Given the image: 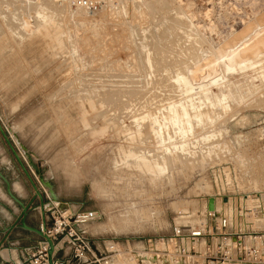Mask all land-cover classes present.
I'll list each match as a JSON object with an SVG mask.
<instances>
[{
	"label": "rangeland",
	"instance_id": "rangeland-1",
	"mask_svg": "<svg viewBox=\"0 0 264 264\" xmlns=\"http://www.w3.org/2000/svg\"><path fill=\"white\" fill-rule=\"evenodd\" d=\"M93 1L0 0V124L46 224L26 153L66 211L97 213L82 226L92 264H172L147 240L202 224L210 197L264 231V0ZM0 171L25 203L34 189L1 133ZM0 203L2 227L21 210L1 179Z\"/></svg>",
	"mask_w": 264,
	"mask_h": 264
},
{
	"label": "built area",
	"instance_id": "built-area-1",
	"mask_svg": "<svg viewBox=\"0 0 264 264\" xmlns=\"http://www.w3.org/2000/svg\"><path fill=\"white\" fill-rule=\"evenodd\" d=\"M85 11H93V0H72ZM51 225L40 223L39 228L53 242L51 261L48 243L42 237L35 246L23 248L21 259L15 264H67L57 256L65 244L76 264H92L99 259L82 226L96 218L92 210L73 212L50 207ZM49 220L48 216H46ZM205 221L199 226L175 228L169 236L147 240V256L164 258L172 264H264V231L249 230L234 225L230 216L206 210ZM209 221V222H208ZM157 244L161 248H157ZM1 264H7L3 261Z\"/></svg>",
	"mask_w": 264,
	"mask_h": 264
},
{
	"label": "water",
	"instance_id": "water-1",
	"mask_svg": "<svg viewBox=\"0 0 264 264\" xmlns=\"http://www.w3.org/2000/svg\"><path fill=\"white\" fill-rule=\"evenodd\" d=\"M0 133L2 135V137L4 138L6 144L8 145V147L10 148L11 152L13 153L16 161L18 162L19 166L21 167L22 171L24 172V174L26 175V177L28 178V180L30 181L34 191H35V196H37L39 198V208H40V213L42 215V220H41V223L42 225H44V201L42 199V196L39 192V190L37 189L36 187V184L34 183V181L32 180V178L30 177L29 175V172L24 164V162L20 159L18 153L16 152V149L14 148L13 144H12V141L10 140V138H8V136L6 135V133L4 132L1 124H0ZM26 156H27V162H28V165L34 170V172L38 175V180L39 182L44 185L47 190H48V194H49V198L51 199V201H56L58 200L57 199V196L56 194L54 193L53 189H52V185L49 181H46L43 179V177L41 176L40 174V169L38 168V166L32 161V159L30 158V156L26 153ZM0 179L4 182L5 184V191H6V194L9 196L10 199H12L14 202H16V204H18V206L20 207V214L19 216L17 217L16 221L7 226V227H4L3 231L5 233L4 235V238L7 237V234L10 232V230L14 227V226H18V227H21L23 229H26V230H29V231H32L34 233H36L37 235H39L40 237L44 238L46 240V242L48 243V257H49V260L51 261V256H52V253H53V242L52 240L47 236L45 235L42 230L39 228V227H33V226H30L26 223V216L28 214V211L31 210V208L35 207V205L33 204L34 202V198L27 202V203H24L21 199H19L13 192H12V189H11V183L8 181V179L1 173L0 171ZM51 207V206H49ZM59 210H63L62 208H60L59 206H56ZM214 209V204H213V198L210 197L208 199V203H207V210H213Z\"/></svg>",
	"mask_w": 264,
	"mask_h": 264
},
{
	"label": "crops",
	"instance_id": "crops-1",
	"mask_svg": "<svg viewBox=\"0 0 264 264\" xmlns=\"http://www.w3.org/2000/svg\"><path fill=\"white\" fill-rule=\"evenodd\" d=\"M35 197L34 191L25 199V203L31 201ZM35 200L38 201L37 198ZM35 204H38L36 202ZM5 206L0 203V206ZM1 206V207H2ZM31 210H40L39 207H33ZM40 218V222L42 219V215L40 211L38 212H29L26 216V223L33 227H39L38 225V219ZM15 222V219L3 226H9ZM3 226L0 227V233L3 232ZM5 235V234H4ZM4 235L1 234L0 241L3 240ZM40 236H38L36 233L23 229L18 226H14L10 232L7 234V237L3 240V242L7 243V247H5L2 251H4L5 256H3L0 252V259L7 262V264H15L21 259V251L23 248L26 247H32L36 245L37 240ZM38 238V239H37ZM63 251H59L57 253V256L65 261L67 264H76V260L73 258L72 254L69 252L68 247L65 244H62ZM100 258L99 260H101Z\"/></svg>",
	"mask_w": 264,
	"mask_h": 264
},
{
	"label": "bare ground",
	"instance_id": "bare-ground-1",
	"mask_svg": "<svg viewBox=\"0 0 264 264\" xmlns=\"http://www.w3.org/2000/svg\"><path fill=\"white\" fill-rule=\"evenodd\" d=\"M93 25H94V24H93ZM95 26H96V25H95ZM258 34H259V33H258ZM180 76H181V75H180ZM173 77H174V76H173ZM179 79H180L181 81H183V82L186 81V80H185L186 78L184 79L183 77H180ZM189 81H190V80H189ZM178 82H180V81H178ZM200 84H201V83H200ZM188 86H189V85H188ZM201 86H202V85H201ZM191 87H192V85H191ZM198 87H199V86H198ZM205 89H206V88H205ZM205 89H204V90H201V91H199V92L197 93V97H198V98H201V97H202V98H206V97H203V96H202L203 93H207V90H205ZM194 96H195V94H194ZM214 97H215V96H214ZM220 98H221V97H220ZM222 99L224 100V98H222ZM227 99H228V98H227ZM190 100H191V97H189V100H188V101H190ZM192 100H193V97H192ZM192 100H191V101H192ZM185 102H187V101L185 100ZM221 102H222V101H221ZM217 103H218V100H217ZM180 104H181V106H184V104H183L182 102H180ZM196 104H197V103H195V105H196ZM219 104H220V101H219ZM219 104H217V105L219 106ZM186 105H187V104H186ZM188 105H189V104H188ZM214 105H216V103H215ZM222 105H223V103H222ZM224 105H225V104H224ZM224 105H223V108H224ZM196 106H197V105H196ZM196 106H195V107H196ZM199 106H200V105H198V107H199ZM220 106H221V105H220ZM226 106H227V105H226ZM190 107H191V105H190ZM169 108H170V107H169ZM169 108H168V109H169ZM176 108H177V107H176ZM188 108H189V107H188ZM220 108H221V107H220ZM172 109H173V108H172ZM179 109H180V108H178V110L175 109V111H178V114H179ZM192 109H193V108H192ZM226 109H227V108H226ZM169 110H170V109H169ZM169 110H168V112H169ZM182 110H183V109H182ZM186 110H187V109H186ZM188 110H190V108H189ZM196 110L198 111V109H196ZM197 111H196V112H197ZM171 112H172V111H171ZM173 112H174V110H173ZM173 112H172V114H173ZM181 112H182V111H181ZM183 112H184V111H183ZM192 112H193V110H192ZM169 113H170V112H169ZM174 113H175V112H174ZM186 113H187V112H186ZM194 113H195V112H194ZM198 113H199V112H198ZM216 113H217V112H216ZM167 114H168V113H167ZM167 114H166V115H167ZM178 114L176 113L177 116H178ZM183 114H184V113H183ZM189 114H192V113H191V110L189 111ZM195 114H196V113H195ZM195 114H194V115H195ZM218 114H219V113H218ZM170 115H171V113H170ZM179 115H180V114H179ZM184 115H185V114H184ZM181 116H182V114H181ZM186 116H187V114H186ZM179 117H180V116H179ZM183 117H184V116H183ZM183 117H181V118H183ZM196 117H197V115H196ZM181 118H180V119H181ZM184 118H185V117H184ZM189 118H190V117H189ZM194 118H195V117H194ZM173 119H175V116H174ZM177 119H178V118H177ZM190 119H191V118H190ZM164 120H165V119H164ZM183 120H185V119H183ZM166 121H167V120H166ZM175 121H176V120H175ZM177 121H178V120H177ZM189 121H190V120H189ZM172 122H173V121H172ZM185 122H186V120H185ZM187 122H188V120H187ZM211 122H212V121H211ZM182 123H183V122H182ZM188 123H189V122H188ZM196 123H197V121H196ZM173 124H174V123H173ZM176 124H177V122H176ZM180 124H181V123H180ZM186 124H187V123H186ZM187 125H188V124H187ZM179 126H180V125H179ZM190 126H191V124H190ZM187 127H188V129H184V126H183V127L181 126V128L179 129V132L182 133V134H185V133L188 134V133L191 131L192 128L189 127V126H187ZM187 127H186V128H187ZM161 128H162V127H161ZM162 129H163V128H162ZM159 130H160V129H158V130H156V131H159ZM160 131L162 132L163 130H160ZM158 133L160 134V132H158ZM162 133H163V132H162ZM191 133H192V132H191ZM218 133H219V132H218ZM177 134H178V133H177ZM162 135H163V134H162ZM178 135H179V134H178ZM180 135H181V134H180ZM219 135H220V134H219ZM205 136H206V134H205ZM209 136H210V134H209ZM158 137H159V136H158ZM163 138H164V137H163ZM201 138H202V137H201ZM203 138H204V137H203ZM206 138H207V137H206ZM217 138H218V137H217ZM181 139H182V138H181ZM186 139H189V138H186ZM195 139H196V138H195ZM204 139H205V138H204ZM164 140H165V139H164ZM183 140H185V138H184ZM205 140H206V139H205ZM210 140H211V139H210ZM210 140H209V141H210ZM195 141H196V140H195ZM201 141H202V140H201ZM161 142H162V141H161ZM182 142H183V141H182ZM159 143H160V142H159ZM189 143H190V142H189ZM164 144H165V143H164ZM164 144H163V145H164ZM186 144H187V143H186ZM193 144H194V143H193ZM198 145H199V144H198ZM181 146H182V145H181ZM194 146H195V145H194ZM182 147H184V149H185V147L187 148V146H185V145L182 146ZM165 148H166V147H165ZM179 149H180V148H179ZM168 150H169V148H168ZM180 150H181V149H180ZM231 150H232V149H231ZM170 151H171V150H170ZM184 151H185V150H184ZM180 152H182V150H181ZM185 152H187V151H185ZM169 153H170V152H169ZM171 153H172V152H171ZM193 153H194V152H193ZM193 153H192V154H193ZM194 154H195V153H194ZM172 156H173V155H172ZM189 156H190V155H189ZM225 156H226V155H225ZM169 157H170V156H169ZM190 157H192V156H190ZM193 157H195V156H193ZM162 159H163V158H162ZM194 161H195V160H194ZM158 164H159V163H158ZM158 166H159V165H158ZM161 169H162V168H161ZM159 171H160V170H159ZM171 175H172V174H171ZM263 197H264V196H263ZM263 200H264V199H263ZM52 204H53V205H56V206H59V207L62 208L63 210L67 209V206H68L67 203L61 202V201H59V200H56V201L53 200V201H51L50 204H47L45 207L48 208V207L51 206ZM213 204H214V203H213ZM262 221H263V218H262ZM135 255H136V254H135ZM140 255H141V254H140ZM145 260H146V259H145ZM156 260H157V259H156ZM147 261H148V262H152V261L154 262L155 260H154V259H147ZM161 261H162L163 263H165V261H164L163 259H161ZM113 263H114V262H113ZM113 263L110 262V263H108V264H113Z\"/></svg>",
	"mask_w": 264,
	"mask_h": 264
}]
</instances>
